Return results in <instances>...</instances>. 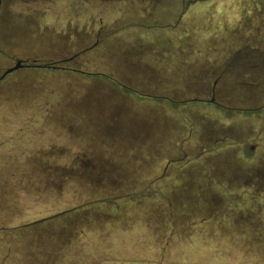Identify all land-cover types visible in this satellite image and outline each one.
Returning a JSON list of instances; mask_svg holds the SVG:
<instances>
[{
	"label": "rangeland",
	"instance_id": "374dc122",
	"mask_svg": "<svg viewBox=\"0 0 264 264\" xmlns=\"http://www.w3.org/2000/svg\"><path fill=\"white\" fill-rule=\"evenodd\" d=\"M120 1L0 0V76L18 60L62 68H23L0 81V218L6 208V218L0 220V264L8 259L10 264H29L30 245L39 243V235H56L74 219H51L66 204L126 196L82 189L61 193L59 186L125 190L149 172L147 157L153 158L160 145L177 146L174 141L183 136L180 129L188 125L193 137L179 140L177 158L163 168V175L175 171L173 182L151 173L145 188L167 200L170 193L175 210L187 208L185 216L196 210L208 213L207 223L173 234L178 240L169 242L157 259L109 257V252H133L124 233L120 242L110 243L94 235L88 249L87 242L69 243V259L59 264H264V0L193 3L184 20L190 51L180 49L178 35L169 34V29L183 4L194 0ZM119 14L112 25L110 20ZM136 23L156 25L160 33L132 28ZM115 28L122 33L113 37ZM131 34L139 36V42L127 37ZM179 51L183 60L176 58ZM157 57L162 62L173 59V71L166 70V75L172 90L185 96L191 92L186 93L182 78L193 75L181 62H223L226 101L240 110L140 97L116 81L120 71L125 81L153 79ZM70 71L103 72L110 80ZM248 93L253 97L243 103L238 95ZM214 102L219 103L218 98ZM198 141H203L200 150ZM197 150L201 155L194 154ZM150 151L153 156L147 155ZM83 161L89 162L88 168ZM70 169L77 173L74 179L55 177L57 171ZM25 213L31 220H49L29 225L24 217L19 223Z\"/></svg>",
	"mask_w": 264,
	"mask_h": 264
},
{
	"label": "crops",
	"instance_id": "0c3cea01",
	"mask_svg": "<svg viewBox=\"0 0 264 264\" xmlns=\"http://www.w3.org/2000/svg\"><path fill=\"white\" fill-rule=\"evenodd\" d=\"M124 1L126 0H121L120 2L122 3ZM197 1L199 0L191 1V4H189L190 2L189 1L186 6L185 4H183L184 9L182 10V14L179 17L177 15L178 17L177 20L176 21L174 20L172 22L174 26L170 28L171 30L169 29V34L175 33L176 35H178L179 37L178 42L182 44L180 49L181 50L184 49V51H190L187 42H185V41H189L186 38L189 31L186 32L184 30L185 27L184 20L187 13L189 12V8L192 6L193 3ZM47 7L48 5L45 3V5H43L45 11ZM41 8L42 7L40 8L36 7V9L41 10V12L44 11ZM119 16L120 14L116 15L115 17H113L112 20H110V22H112V25L117 23V21L119 20ZM194 23H195V18L193 20H190V24L194 25ZM92 25L93 24H89V26ZM149 26L150 25L145 26L143 24L136 23L135 26H131V27L140 28L142 30H145L146 33L149 32L150 33L155 32L157 34L160 33L156 31L157 29L156 25H152L151 27ZM188 27L191 28L190 25ZM120 33L122 32L121 31L119 32V30L115 28L112 33V36L114 37L115 35H118ZM162 36L165 38V40L168 37L164 35ZM127 37L132 40L135 39L139 42V36L137 35L131 34ZM179 52L180 55H177L176 58L183 60L181 54L182 52L181 51ZM157 59H158L157 62L153 63L154 65L153 79H150V77L146 76L143 77L144 79L142 80H139L140 79L139 77H137L138 79L136 80V77H134L133 81L132 80L125 81L126 78L123 75L124 71H120L119 72L120 77L116 81L120 82L123 85V87L128 89L127 91L136 93L140 97L157 98L159 100L168 99L173 103L179 104L181 106L183 104L190 102H204L212 106L226 105L227 107L232 106L234 107V109L240 110L238 104H231V102L226 101V95L224 92L226 84L223 76L224 72L226 71L225 70L226 65L223 62H218L216 60L211 63H209L207 60L201 62H195V63H191L189 62V60H187V62L186 61L181 62L180 65L183 68L191 71V74L193 75L192 77H189L187 75V77L185 76L182 78V80L183 81L185 80L186 82L185 84L186 86L185 90H187L186 93H188V91L191 92L189 93V95L185 96L184 94L181 93L180 90L179 91L172 90L173 89L172 82L171 80H168L166 75L167 74L166 70H169L170 72L173 71L172 70V66L174 67V63L172 62L173 59H171L170 61L164 59L163 62L162 59L160 60V57L159 58L157 57ZM101 65H105V61L101 62ZM161 66H164L166 69L165 70L162 69ZM251 66L253 69H255L257 65L253 64ZM148 70L150 71V69ZM94 75L95 76H93L92 79L94 77H98L102 75V77L106 78L107 80H110L107 76H105V74H103V72L102 74L97 73ZM86 78L91 79V77H86ZM244 80H248V79H244ZM189 87L190 89H188ZM180 88L183 89V86ZM209 97L211 98L210 100H208ZM238 97H240L242 99V102L244 103L253 96L248 93L242 95L239 94ZM215 98H218L219 103L214 102ZM262 130L264 131L263 128ZM180 133L183 135L181 138L191 139L193 137L192 129L190 125H188L185 128V130L180 129ZM172 138H175V136L174 137L172 136ZM181 138L178 139L177 137V140H175L174 143H177L178 145L173 146V148H171L170 143L158 146L156 148V153H155L156 155H154L153 158L147 157L148 159H150L149 163H151L149 172L137 176L139 180H133L129 188L122 190L120 192H116V190L113 191L105 190L102 187V185L99 186L67 185L66 187L59 186L61 188L60 189L61 193L74 194L81 192L82 189V192L84 193L85 192L104 193V194L126 193V196L104 198L107 200H111V202L109 203L110 205L104 207H98L101 205H96V203L99 202H94V201H88L84 203H80L79 201H76L66 204L67 208L65 210L58 212V214L51 219L54 218L55 219L74 218V219L70 220L68 226L65 229H62L61 231L57 230L56 235L43 236L44 234H40L39 239H37L39 243L37 245H34L33 247L32 244L30 245L29 256L31 257V261L29 264H59L63 261V259L65 258L69 259L68 258L69 256L66 255L65 252V248L69 245V243L74 244L78 242L83 244V242L85 243L87 242L88 244L86 245L88 249L90 247L88 241H91L94 235H99L101 241L110 243L112 242V240L113 241L115 240L116 242H120L122 240L121 236L124 235V233H127L129 235L127 240L128 243H130V249L133 252L130 254L128 253V255L121 254L117 256H112L111 252H109L108 254L109 257L114 258V260L125 259L127 261L129 259L137 258V256H145V257L147 256L153 259L154 258L157 259L160 258L161 254H163V251L167 250V247L169 246V242H176L178 240V237H172L173 234L179 232L182 233V231L180 230L184 227L186 230H188L187 227H193V226L200 227L205 225L207 223L208 213H202L201 210H196L194 212L192 211L188 212L187 215L185 216V212L187 208L175 210L173 206L170 204L171 197H170V193L168 192V188H166V191H164V193L167 194L169 193L168 200L164 199V197L161 194H158L157 196L150 195V193L146 191L145 188V184L148 183L145 180L149 179L148 177L151 176L150 175L151 173H155L154 175H157L158 177L161 176L164 178L165 177L169 178L167 182L168 184L173 182L170 181V179L173 178L175 175H177L176 173H174L175 171L173 170L169 172V174L166 175L165 173V175H163L164 174L163 168L166 166V164L169 161L175 160L177 158V150H178L177 148L182 147L180 145V143H182ZM247 138L248 136L245 137L243 140H239L240 141L238 142L239 147H241L240 143L244 142ZM161 146H165L166 148H163L161 151H159L158 148ZM197 146L200 147L199 148L200 150L203 146V141H198L196 147ZM199 150H197L194 153L196 156L201 155V151L204 149H202L201 151ZM150 153L151 151L148 152L147 155L153 156ZM65 176L74 179L75 177H77V173L76 171H74V169H70L67 171L64 170L57 171L55 175V177L57 178H63ZM136 184L139 185L138 188L135 187ZM140 186L142 187L141 190H140ZM155 200L158 201L154 203ZM87 206H89L90 208L88 210H85V207ZM219 208L220 207H218V209ZM2 209L3 211L1 213L0 220L6 218V214L4 213L6 208H2ZM8 209L10 208L8 207ZM24 217H25L24 223H28L29 225L40 223V221L49 220L43 217L31 220L30 215L28 213H25L24 216L20 218L18 222L20 223L21 219H23ZM98 217H100L102 221L98 222ZM78 218H81L82 220L78 221L77 220ZM7 219H12V218L7 216ZM14 220L17 221V218H15ZM27 220L30 221L26 222ZM4 228L8 229L6 227ZM186 233L187 231H185V234ZM101 236L103 237V239L101 238ZM49 238L51 240H49ZM187 240H188V236H187ZM127 249L130 251L129 248ZM9 254L12 257L13 253L11 252V250ZM3 259H5V257ZM6 260L7 259H5L4 262ZM9 261L10 260L8 259V262L5 264H10ZM116 263L119 264L118 262Z\"/></svg>",
	"mask_w": 264,
	"mask_h": 264
},
{
	"label": "water",
	"instance_id": "95a60500",
	"mask_svg": "<svg viewBox=\"0 0 264 264\" xmlns=\"http://www.w3.org/2000/svg\"><path fill=\"white\" fill-rule=\"evenodd\" d=\"M73 57H71L69 60H71ZM23 68H32V69H52V70H57V69H62V68H59L57 66H53V65H45V64H38L36 62H33V63H27L25 61H16L14 66L9 68V69H6L2 75L0 76V81L3 80L7 75L17 71V70H20V69H23Z\"/></svg>",
	"mask_w": 264,
	"mask_h": 264
},
{
	"label": "trees",
	"instance_id": "16d2710c",
	"mask_svg": "<svg viewBox=\"0 0 264 264\" xmlns=\"http://www.w3.org/2000/svg\"><path fill=\"white\" fill-rule=\"evenodd\" d=\"M75 57V56H74ZM73 57V58H74ZM72 58V59H73ZM71 59V60H72ZM66 61H70L69 59L68 60H64V61H62V62H66ZM52 70V69H51ZM59 70H61V69H59ZM70 72H74V71H70ZM75 74H77V75H79V76H82V77H93V76H95L94 74H92V73H87V72H83V71H77V72H74ZM97 76V75H96ZM123 89H125V90H128V89H126L125 87H122ZM81 165L82 166H84V168H88L89 167V162H87V161H83V162H81ZM86 170H88V169H86ZM64 179H72V178H70V177H68V176H65V177H63ZM91 201H94V202H106L107 201V199H104V198H100V199H96V200H91Z\"/></svg>",
	"mask_w": 264,
	"mask_h": 264
}]
</instances>
